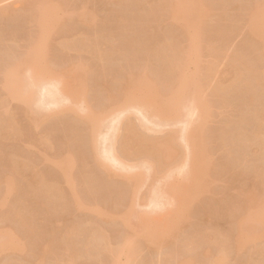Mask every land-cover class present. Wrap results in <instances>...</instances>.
I'll use <instances>...</instances> for the list:
<instances>
[{"label": "rangeland", "instance_id": "obj_1", "mask_svg": "<svg viewBox=\"0 0 264 264\" xmlns=\"http://www.w3.org/2000/svg\"><path fill=\"white\" fill-rule=\"evenodd\" d=\"M32 1L0 0V115L4 114L13 124L12 131H8L6 135L0 136V181H2L0 185V231L2 233L0 234L3 236V239L1 238L0 241L6 240V237L4 238L3 235L4 231H6L5 235L10 232H19L17 234L21 235L17 242L18 249H14L13 245L0 249V264H64L60 257L64 251L62 233L70 226H77V228H80L84 232L83 234L80 232L72 240L73 243L77 242L76 245L79 244L78 247H81L80 244L85 242L86 233H89L92 229H101L107 235V245H112L113 247L116 244L121 245V242L126 243L125 237L136 240L137 243L135 240L134 242L138 247L137 250L135 249V254L133 255L134 264H159V262L167 260L170 257L169 253L174 252V247L183 238V233L186 235L188 232L200 230L207 233L216 231L228 235L232 229L233 219L227 214V210L233 204L235 205L237 202L236 197L242 192H246L247 196L249 195L247 207L264 205V177L263 179L260 178L259 182H256L251 176L256 167H264L263 163L260 162L264 158V155L261 154L263 157L258 155L255 157L256 155H253L255 149L253 148L251 155H246L247 158L242 157L245 166L248 162L249 165L247 167L243 165L242 169L237 168L239 167L238 162L239 158H241L239 157L241 153H239L240 151H238L235 144V147H233V143L231 145L229 142L230 136L235 130L247 129L246 133L253 130L255 125H253V121H249L252 120L250 119V114L252 115L253 109L264 102V93L261 95L260 90L256 91V93L254 91V94L250 95L251 100L249 99L248 105L245 106L242 105L243 99L246 96L242 94L244 97L242 96L241 103V93L235 94L239 97L234 95L229 97L231 98L229 105H224L223 107L218 106L219 102L216 101L218 99L212 95L213 91L221 83L227 84L232 78L234 71H236L230 62L237 49L240 50H237L239 52H245L244 54L247 55L246 60L249 61V64L251 62L255 63L254 65L256 67L259 66V69L264 72V59L257 63L256 52L254 47L247 41V33L244 27V8L251 3V0H231L228 3L230 4L229 7L221 1L217 3L219 1L209 0L211 9L214 13H218L217 16L220 13L222 14V9L226 6L228 9L227 14H229L228 18L232 16L235 21L230 19L229 23L224 22L226 26H229L233 21V28L228 32V38L224 46H212L214 48L212 54L207 50L205 40L210 39L211 35L213 36V32H210L211 27L205 28L204 26L201 31L200 47L191 54L193 60L188 61L184 67L183 76L190 80L186 90L183 92L184 95L192 99H202L207 105L205 109L208 112L204 121L195 123L187 129L186 134L195 133L193 142L188 144V148L185 146L184 141L181 139L182 124H170L172 123L171 116L167 113L164 115V118L170 122L168 123L169 125L161 123L160 127H153V124H157L159 121L155 118L154 120L152 116L150 118V115H148V121L146 120L145 123L143 121L145 118L143 117L142 119L141 114L138 115L136 110H126L120 115L121 113L119 114L117 111V114L116 110L113 109L114 111L112 110L108 114L109 118L108 116L106 118V124H108V121L110 124L106 125L104 122L103 125L110 127L112 119L108 121L107 119L112 118L115 114V116H122L121 122L119 120L122 129L129 126V128L132 127L145 137L158 140V142L164 145L163 149L166 151V156L163 158L160 166L151 162L154 169H151L152 171L148 170L150 172L144 168L142 169V167H146L144 164V160L146 161V159L143 157H135L134 159L123 156L124 159L120 160L123 162L122 164H125L124 168L119 167L121 171L120 169H117V171L115 168L118 166L113 167L109 176L103 174L90 158L85 139L86 126L78 122L73 112L83 115L86 113L85 111L89 105L93 109H98V107L102 106L104 103L103 96L96 85V80L101 72H104L108 78L114 80L113 78L116 79L119 73L128 68L145 65L153 74L152 76L156 82L162 79L161 73L158 71L159 67L157 68L158 65L147 54H130L125 52L118 54L117 52L113 53L110 48L111 43L121 37V33L126 30L125 21L127 18L125 20L123 18L128 15L127 12L129 10L133 12L137 9L147 11L152 5H161L162 0H57L63 6L65 5L64 11H58L56 16L64 19L65 28H56V24L51 23L49 32L45 33V37L43 38L40 36V31L38 30L40 15L38 16L34 7L26 8L27 4ZM191 2L192 0H185L183 6L187 7ZM46 4L52 5L53 2L47 1L44 5ZM88 12H92L95 19V24L91 28L86 27L84 23L79 22L78 18H76L78 14L84 15ZM135 18L133 27L135 29L145 28V32L137 33V40L144 41L147 44L154 42L156 38L154 31L163 34L168 25L176 23V20L169 17L166 20L159 21L154 26L153 23L146 22L143 18ZM213 21L214 19L209 22ZM179 23L182 22L179 21ZM230 25L232 26V24ZM159 34L157 37L161 36ZM97 36H99L98 40L100 44L98 45V49L95 50L93 42ZM81 38L87 41L86 47L67 50L60 48V44L64 41L71 42ZM44 39H46V43ZM181 46L184 50L188 51V39H183ZM36 55L45 56V59L49 62V67L54 68L53 70L56 72L65 69L68 76L74 73L76 68H79L80 75L86 76L88 88L86 103L80 102L81 97L73 101L74 104L71 102L72 105H68L67 102L70 101H67L65 102L67 105L64 103L66 107L63 111L55 113L53 110L50 113L55 114L48 117L49 112L43 110L34 112L40 103H43L44 106L46 105V108L49 106V104H44V102H49L45 99L47 101L44 100L43 102L42 100V102L40 101L35 106H32V111L26 115V104L11 98L4 90L2 71L14 60L20 59V62L24 61L23 64L17 67V77L19 78L17 81L20 82L24 79L25 70L37 65V61L34 59ZM109 55L111 57H108ZM37 68L41 69L40 66H37ZM59 78L56 77L57 80ZM70 85L74 86L73 84ZM198 86L200 87L199 93H195V89ZM134 95L143 97L146 95V91H138L136 89ZM123 102L127 101L124 100ZM43 105L40 104V107ZM48 108L51 111L53 109ZM68 108H72L73 112L67 110ZM239 112H241V116L245 114L244 117L246 118L243 123L247 122L246 127L243 124V128H238L241 125L239 120H237L241 117ZM249 116L250 118L248 119ZM191 119L193 121L196 120V115ZM103 125L102 127L107 129ZM105 130L100 132L103 135L99 134L100 137H98L100 139L99 142H101V145H99L101 149L108 146L107 142H103ZM202 134L205 137L204 144L200 141ZM222 139L225 142H220ZM221 143L224 144L222 145ZM118 147H116V150L119 149ZM224 150L229 151L224 152ZM68 154H73L75 158V166L72 168V185L70 184V186L64 177H62L56 164L57 160L68 158ZM203 156H206L211 163L210 172H207L204 178L209 192L197 195L195 194L194 187L190 185L191 179H184V173L190 167L198 164L203 159ZM237 158V167H235L234 161H237ZM14 159L27 165L28 170L20 175H15L13 171ZM148 163L150 164V162ZM183 163H187L185 169H182ZM134 165H139L141 169H130ZM234 167V170L242 175L244 174V176L240 175L241 179H239V182L235 181V183L231 182L227 178L228 174H226L229 168ZM128 169L133 170L129 171L130 175L127 173ZM31 170H33V173L37 177H40L45 185L55 186V188L61 191L59 197L62 198L61 202L55 199L54 203L52 199L49 200L44 197L45 195L43 196L40 193H37V195L32 194L30 188V180L33 177ZM143 171L144 175L152 177L148 176L150 179L147 178V181L146 179H142ZM128 176H132V178H128ZM89 178H92L96 184L91 181L93 183L91 184L90 182L91 185L89 187L88 183L85 182ZM11 180L15 183V188L12 187L15 190L10 189L11 191H8L3 182ZM71 186H74L76 194L79 195L84 206H80L79 208L73 207L72 197L70 198L69 196L71 195L69 194ZM91 186L92 189L90 191ZM253 188L258 189L259 192H255ZM152 191L164 194L165 198L162 199L163 206L152 208L149 204H146L149 201L148 198L154 196L152 195ZM17 199L18 201H16ZM19 200L23 204L21 205L25 207L26 212L24 211V213L27 214L28 212V216H31L33 220L32 226L34 231L30 235L29 233L27 234L25 229L20 228L21 225L18 226L19 222L16 223L17 220L10 213L11 207L15 205L14 202L18 203ZM130 201L132 204L129 206ZM96 203L99 207L106 209V212L112 213V219L116 221L104 222L96 216L93 213ZM146 205L147 207H145ZM177 207L179 210L176 212ZM127 208L128 210L132 209V212H134V218L132 217L131 220L134 231L130 230V232L126 230L127 234L125 233L124 237V231L121 233V225L118 219L127 212ZM244 214L243 209L239 208L236 210L234 221L238 217L244 216ZM117 222L120 227L117 225ZM260 223L259 220L253 222L252 225L255 233L252 239L254 242H249L238 254L242 258L237 257L236 259L235 253H231L227 258L229 264L233 262V264H239V262L241 263L247 259H250V262H256L262 258L259 255V250L264 249V237H262L264 234L262 233L263 225ZM144 228H157L166 232L161 240L156 242L158 246L154 247V249L147 246L145 241L136 239L137 235L139 236ZM122 237H124L123 241ZM45 243L50 245V251L42 257V260H39L36 258L37 253L35 251ZM126 244H123V246ZM183 254L189 256L186 253H182L181 256ZM86 256L77 258L70 264H110L113 260L117 264H124L125 262V256L122 254H117L112 260L108 257V253L101 251L94 258H92L93 256ZM194 257L192 256L191 259H187L185 264L207 263L208 259L203 257V255L200 256L199 254L196 256L197 258ZM182 259L185 258H181V261Z\"/></svg>", "mask_w": 264, "mask_h": 264}, {"label": "bare ground", "instance_id": "obj_2", "mask_svg": "<svg viewBox=\"0 0 264 264\" xmlns=\"http://www.w3.org/2000/svg\"><path fill=\"white\" fill-rule=\"evenodd\" d=\"M47 1L53 2L52 5L46 4ZM185 0H162L161 5H152L147 11L143 9H137L134 12L129 10L127 12L128 15L124 17L123 19L127 18L125 21L126 30L121 33V37L114 40L111 43V51L114 53H132V54H147L149 58L152 59L153 62H155L159 67L158 71L161 73V80L155 81L153 74L146 68L145 65H140L133 68H128L125 71L119 73V75L116 76V79L114 80L108 78V76L101 72L98 75V79L96 80V85L99 88V90L102 93L104 103L102 106L97 108H94L92 106H88L87 110L85 111L83 115H79L76 112H73L72 108H68L70 112H73L76 118L78 119V122L81 124H84L86 126L85 132H86V145H87V151L88 154H90V158L96 165V167L107 176L110 175L112 168L120 169L124 168L123 166L125 164H122L121 161L124 157H143L146 159L144 160V164L146 167H142L145 170L154 169V167L151 165V162H154L157 164V166H160L163 158L166 156V151L163 149V144L161 142H158V140L154 138H148L140 134L138 131L134 130L132 127L129 128V126L124 127L122 129L121 127V117L119 115L115 116V118L107 119L111 120L110 127H107L104 124H106V118L113 109L116 110V113L122 115L124 111L128 110H136L138 112L137 114L145 118L143 121H148V115L153 117V119H157L159 125L156 123H152L153 127L161 126L162 124L166 125V123H170L169 121L165 120L164 115L167 113L171 116L172 125L174 124H182V134L181 139L184 141L185 146L188 148V144L192 143L195 137V133H189L186 134L187 129L195 124L200 123L202 120L204 121L208 115L206 103L202 101L200 98L192 99L190 97H187L184 95V91L186 90L188 84L190 83V80L185 78L183 76L184 73V67L186 63L190 60H193L191 57V54L200 47V37H201V31L203 27H211V31L213 32V36L211 35L210 39L205 40V46L207 50L212 54L214 48H212L213 45L217 46H224L227 38H228V32H230L233 28V23L231 22L232 26L229 24V26H226V22L229 23L231 20L234 19V17L228 18L227 14V7H229L231 0H217L220 3L223 2L224 4H227L222 9V14L220 13L218 16V13H214L211 9V4H209V0H192L191 4L187 7L183 6V2ZM215 1V0H214ZM213 1V2H214ZM44 2V3H43ZM212 2V1H211ZM216 2V1H215ZM43 3V4H40ZM259 6V7H258ZM27 7H34V10L37 11L38 16L40 15V22L38 26V30L40 31V36L43 38L45 37L44 34L48 33L51 27V23L56 24V28H65L64 24L65 21L63 18L56 17L58 14V11H64L65 5L59 1L54 0H33L32 2L28 3ZM259 8V9H258ZM258 10V11H257ZM245 16H244V27L246 29L247 33V41L254 47V50L256 52V59L258 60L257 63H259L261 60L264 59V0H251V3H249L245 8ZM131 12V13H130ZM7 13V11H5ZM77 16V15H76ZM137 18H143L146 20V22H151L154 24V26L161 20H166L169 17H172L174 20H176V23L168 25L167 29L163 34H159L160 32H155V39L152 44H147L144 41H138L137 40V33L138 32H145V28L135 29L134 26V20ZM78 18L79 22H82L86 25V27L91 28L95 24L94 15L92 12H88L84 15L78 14L76 17ZM214 19L213 22H207V20ZM182 22V23H179ZM225 22V23H224ZM188 23V24H187ZM231 26V27H230ZM157 30V29H156ZM153 33V32H152ZM159 35V37H157ZM154 37V35H153ZM99 36L96 37L94 40V49H98L99 42ZM183 39H188L189 41V49L188 51L184 50L181 46V41ZM44 42L46 43V39H44ZM87 41L84 38L75 40V41H64L60 44L61 49H72V48H83L86 47ZM202 43V42H201ZM43 45V44H42ZM244 48V47H243ZM242 49V48H241ZM239 50V49H237ZM235 50L234 55L232 57V60L230 62L231 66L236 69L234 71L232 78L227 84L221 83L219 87H217L216 90L213 91L212 95L218 99L216 100L219 102L218 106L223 107L224 105H229V101L231 96H237L238 93L240 94V99L242 103V98L244 96L248 98L243 99V105H248V102L251 100L250 95L252 93L254 94V91L260 90L261 95L264 93V72L259 69V66H255L253 62L249 64V61L246 60L247 55L243 53V51L239 52ZM190 52V57H189ZM125 55V54H124ZM246 55V56H245ZM108 57H111L110 55ZM107 57V59H108ZM126 57V55H125ZM35 61H37V65L33 67H29L27 70H25L24 79L22 81H17L19 79L17 76V67L20 64H23V62H20V59L17 61H13L12 63L7 65L6 68L2 71V77H3V88L7 92V95L10 96L13 99H17L24 104H26L27 108L25 110V114L28 115L32 111V106H35L38 102H44L45 99H47L49 102L44 104H49L48 107L53 108L52 111L48 107L46 108L43 103H40L43 105L40 107V104H38L40 108L37 107V109L34 110V112H40L45 111L49 112L48 117L52 114H55L57 112L63 111V109L66 107L67 103L68 105L74 104L73 101H75L78 97H81L80 102L86 103V95H87V84H86V76H81L79 73V68H76L75 72L72 73L70 76L67 75V71L64 69L62 71H54V68L49 67V62L45 59V56H38L36 55L34 57ZM256 63V64H257ZM253 64V65H252ZM37 66H40L41 69H38ZM56 77H60L58 80ZM85 82V83H84ZM70 84H73L74 86H71ZM150 88V89H149ZM152 88V89H151ZM138 91H146V95L143 97H138L137 95H134L135 90ZM200 87L198 86L195 89V93H199ZM263 90V91H262ZM237 94V95H235ZM244 96H243V95ZM243 96V97H242ZM264 96V95H263ZM239 97V96H237ZM250 99V100H249ZM45 100V101H47ZM80 100V99H79ZM78 100V101H79ZM126 100L127 102H123ZM70 101V102H67ZM67 102V103H65ZM71 102H73L71 104ZM66 105H65V104ZM240 103V108L242 107ZM76 104V103H75ZM111 104V105H110ZM51 105V106H50ZM53 106V107H52ZM42 108V109H41ZM244 108V107H243ZM56 109V110H55ZM40 110V111H39ZM55 113H50V112ZM114 111V110H113ZM117 113V114H118ZM241 112H239V115ZM243 114V113H242ZM196 115V120H192L191 118ZM147 116V118H146ZM242 115L239 117V124L240 127L243 128V124L246 127V123H243L244 117ZM251 116V118H250ZM248 119H252L249 121H253L254 128L251 130V132H245L247 131L244 129H237L234 133L229 134L230 140L229 142L236 145L239 153V162L238 158L235 162H238L239 167L241 168L244 165L245 162L242 160L243 158H247L246 155H253L255 157L264 155V102L257 108H254L252 111V115L250 114ZM109 118V116H108ZM154 119V120H155ZM120 120V122H119ZM236 120V121H237ZM247 121V120H246ZM150 122V121H149ZM242 122V123H241ZM245 122V121H244ZM116 123V124H115ZM148 123V122H147ZM162 123V124H161ZM110 122L108 121L109 125ZM120 124V125H119ZM161 124V125H160ZM237 124V122H236ZM107 127L104 128L102 127ZM155 125V126H154ZM169 125V124H168ZM238 125V124H237ZM13 124L9 118H7L4 114L0 115V136L6 135L8 131H12ZM102 128L105 130V135L103 136V142H107L108 146L105 148L99 145H101L100 139H98L100 131ZM10 129V130H8ZM12 129V130H11ZM122 129V130H121ZM108 130V131H107ZM244 130V131H242ZM121 131V132H120ZM125 131V132H123ZM249 131V130H248ZM108 132V133H106ZM183 132H185L183 134ZM122 133V135H120ZM102 134V133H101ZM100 134V135H101ZM103 135V134H102ZM101 135V136H102ZM222 138V137H221ZM192 139V140H191ZM102 140V139H101ZM200 141L204 144L205 143V137L202 134L200 136ZM225 142L220 140V142ZM102 142V143H103ZM100 143V144H99ZM119 143V147L117 144ZM222 145L224 143H221ZM229 144V143H228ZM226 145V144H225ZM224 145V146H225ZM103 146V144H102ZM223 146V147H224ZM116 147H118L119 151L116 150ZM222 147V148H223ZM226 148V147H225ZM224 149V148H223ZM118 151V153H117ZM229 151V150H228ZM227 150H224V152H228ZM120 152V153H119ZM118 154V155H117ZM227 154V153H226ZM128 155V156H127ZM122 156V158H120ZM68 158L65 159H59L56 161V164L59 168L60 173L62 174V177L72 185V168L75 166V158L73 154H68ZM263 157V156H261ZM259 158V157H258ZM121 159V160H120ZM264 158H259L261 160L260 162L264 165ZM235 160V159H234ZM233 161V160H232ZM150 162V164L148 163ZM231 162V160H230ZM248 162V161H247ZM246 162V164H247ZM249 165V162L248 164ZM247 165L245 167H247ZM140 166H142L140 164ZM139 165L131 166L130 169L137 168L141 169ZM210 166L211 163L208 161L206 156H203V159L196 164L195 166H192L189 168V170H186L184 173V179L190 181V185H192L196 191L195 194L201 195L204 192H209L207 186L205 185L204 178L207 175V172H210ZM120 167V168H119ZM187 167V163H183L182 169ZM232 167V166H231ZM234 168H229L227 178L235 183L239 182V179H241L242 175L241 173L237 172ZM259 167V166H258ZM254 167L255 171H253V174H251L252 179L256 180V182H259V179L264 177V167L261 168V166ZM129 168V167H128ZM261 168V169H260ZM126 169V168H125ZM122 169V170H125ZM128 169L127 173L129 174V171H133ZM139 169V170H140ZM244 169V168H243ZM253 169V168H252ZM260 169V170H259ZM28 170V166L25 164H22L18 160H13V171L15 175H20L24 171ZM32 180H30V188L32 194L37 195V193L42 194L47 199H52V201L57 200L61 202L62 198L60 197L61 191L58 190V188H55V186L51 185H45L43 181L40 179V177H37L35 173H33V170H31ZM118 171V170H117ZM121 171V169H120ZM126 171V170H125ZM148 171V172H150ZM226 171V172H227ZM146 172V171H145ZM133 173V172H132ZM131 173V174H132ZM139 174H141L139 172ZM130 175V174H129ZM144 175V171H143ZM142 175V179L147 178L150 179L152 176L149 175ZM146 176V177H145ZM150 178H149V177ZM128 178H132V176H128ZM91 179V180H90ZM1 180V179H0ZM238 180V181H237ZM261 180V179H260ZM92 178L87 179L88 186L94 182ZM91 182V184H90ZM230 182V183H231ZM2 181H0L1 185ZM9 191L15 190V186L13 183V180L11 181H4L3 182ZM96 184V182H94ZM232 184V183H231ZM86 185V186H87ZM14 187V188H12ZM259 187V186H258ZM29 188V189H30ZM92 189V186L90 188V191ZM255 192H259L258 189L253 188ZM252 189V190H253ZM10 190V191H11ZM89 191V192H90ZM13 192V191H12ZM30 192V190H29ZM94 192V191H93ZM152 195H154L152 198H148L146 204H149L152 208H159L162 204V199L165 198L164 194L152 191ZM69 195L70 198L72 197L73 200V207L79 208L80 206H84V204L81 202L79 195L76 194V190L74 186H71L69 188ZM62 196V194H61ZM249 196V195H248ZM248 196L246 192H242L240 195L236 197V203L233 206H228L227 214L233 219L232 221V229L231 232H229L228 235L221 234L220 232L211 231L209 233L202 232L200 230H194L192 232L183 233V238L179 240L176 247H174V252L169 253L170 257H168L167 260L159 262V264H185L187 259H191L192 256L194 258H197L200 254L203 255V257L207 258V263L205 264H229L227 261V258L230 256L229 254L235 253V258H240L241 255L238 256V254L245 248L246 245H248L249 242H254L252 239L253 234L255 233V230L253 228V222L256 220H259L261 225H263L262 233L264 234V205H258V206H248ZM56 199V200H55ZM165 200V199H164ZM18 201V199L16 200ZM14 202L15 205L11 207L10 213L14 215V219L19 222L18 226L20 228L25 229L27 231V234L32 233L34 231L32 219L31 216H28L24 213L25 207L22 206L23 204L19 200V202ZM57 202V203H58ZM149 202V203H148ZM13 203V204H14ZM128 203V202H127ZM12 204V205H13ZM22 204V205H21ZM97 204V203H96ZM94 206L93 213L101 218L104 222H115L113 221V215L112 213L106 212V209L99 207L97 204ZM131 201L129 202V206L131 205ZM11 205V206H12ZM144 206V205H143ZM147 207V205L145 206ZM150 207V208H151ZM244 210V216L238 217L235 221L234 218L236 217L235 211L238 209ZM92 210V209H91ZM131 210V211H130ZM125 214L121 215L118 219L119 224L121 225V230L123 233L124 231V237L127 234L126 230L132 232L134 231V227L131 223L132 217L134 218L132 212L133 210L130 209ZM179 210V208H176V212ZM12 211V212H11ZM114 211V210H112ZM26 212V211H25ZM226 213V212H225ZM117 222V225H119ZM119 225V227H120ZM19 228V229H20ZM22 229V231H23ZM90 231V230H89ZM136 231V230H135ZM6 231L3 232L4 238L6 237V240L3 242L0 241V249L3 247H7L9 245H13L12 247L14 249H18V239L21 237V235H18L19 232H10L9 234L5 235ZM81 231L80 228H77V226H70L63 231V239L62 244H64V251L62 253L61 261L64 262V264H70L74 262L75 259L81 258L82 256H88L94 258L96 254H100L101 252L108 253V257L111 258V260L117 255L122 254L125 256V262L124 264H134L133 262V255L135 254V249L137 250L136 246L137 242L132 239H128L127 237H122L126 240L125 242H121L122 244H116L114 247L112 245H107V235L105 232H103L101 229H92L89 233H86L87 236L85 238V242L81 243L78 247L77 242L73 243L72 240L75 236H77ZM131 232V231H130ZM137 232V231H136ZM0 233H2L0 231ZM8 233V232H7ZM26 234V232H24ZM84 232H82L83 234ZM126 233V234H125ZM133 234V233H132ZM136 234V233H135ZM139 234V233H138ZM166 232L164 230H159L157 228L154 229H145L142 231V233L137 237L136 239H141L142 241H145L147 246L157 247L156 242L158 240H161L162 236L165 235ZM1 235V234H0ZM32 236V235H31ZM182 237V236H181ZM264 237V235L262 236ZM3 239V236H0ZM128 240H127V239ZM121 239V237H120ZM124 240V241H125ZM131 240V241H130ZM131 243H129V242ZM133 241V242H132ZM83 244V245H82ZM123 244H126L125 248H123ZM160 245V244H159ZM108 246V248H107ZM123 246V247H122ZM190 246V247H189ZM10 247V246H9ZM11 247V248H12ZM50 245L48 243L43 244L38 247L37 253V259L42 260L44 255L48 254L50 251ZM26 249V248H25ZM34 252V254H36ZM182 253H186L189 256H185V254L182 255ZM259 255L262 256V258L259 261L256 262H250V259L244 260L243 262H239V264H264V249L259 250ZM94 254V255H91ZM172 254V255H171ZM232 254V255H233ZM86 256V257H87ZM100 256V255H99ZM98 256V257H99ZM172 256V257H171ZM181 256V257H180ZM97 258V257H96ZM100 258V257H99ZM181 258H185L182 259ZM242 258V257H241ZM240 258V259H241ZM98 259V258H97ZM249 260V261H248ZM166 261V262H165ZM169 261V263H167ZM165 262V263H164ZM234 263V262H233ZM232 263V264H233ZM110 264H117L114 260Z\"/></svg>", "mask_w": 264, "mask_h": 264}]
</instances>
